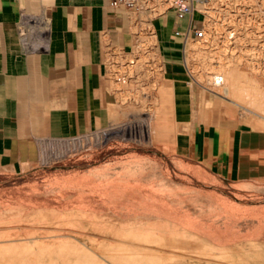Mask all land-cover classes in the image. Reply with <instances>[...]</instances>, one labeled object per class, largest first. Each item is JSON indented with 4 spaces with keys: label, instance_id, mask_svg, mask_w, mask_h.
<instances>
[{
    "label": "crops",
    "instance_id": "crops-1",
    "mask_svg": "<svg viewBox=\"0 0 264 264\" xmlns=\"http://www.w3.org/2000/svg\"><path fill=\"white\" fill-rule=\"evenodd\" d=\"M170 28L171 17L159 27L160 72L129 86L149 87L156 140L209 176L252 184L264 174V116L251 100L257 80L233 64L223 94L189 82ZM130 43L127 13L108 0H0V177L24 175L129 123L105 60L109 46Z\"/></svg>",
    "mask_w": 264,
    "mask_h": 264
},
{
    "label": "rangeland",
    "instance_id": "rangeland-1",
    "mask_svg": "<svg viewBox=\"0 0 264 264\" xmlns=\"http://www.w3.org/2000/svg\"><path fill=\"white\" fill-rule=\"evenodd\" d=\"M237 68L257 80L252 109L264 116V70ZM148 92L131 86L123 94L125 126L24 175L0 177V264H264V174L252 184L228 183L173 158L156 140ZM109 180L152 186L156 211L144 208L150 196L107 191ZM134 211L136 220H126ZM158 214L169 231L151 229ZM133 232L155 235L126 236Z\"/></svg>",
    "mask_w": 264,
    "mask_h": 264
},
{
    "label": "built area",
    "instance_id": "built-area-1",
    "mask_svg": "<svg viewBox=\"0 0 264 264\" xmlns=\"http://www.w3.org/2000/svg\"><path fill=\"white\" fill-rule=\"evenodd\" d=\"M108 5L127 13L131 36L128 49L106 51V73L117 97L132 81L143 83L160 72L159 27L169 17V36L178 42L189 82L215 92L230 64L264 70V0H108Z\"/></svg>",
    "mask_w": 264,
    "mask_h": 264
},
{
    "label": "bare ground",
    "instance_id": "bare-ground-1",
    "mask_svg": "<svg viewBox=\"0 0 264 264\" xmlns=\"http://www.w3.org/2000/svg\"><path fill=\"white\" fill-rule=\"evenodd\" d=\"M227 68V67H226ZM242 73V72H241ZM240 73V74H241ZM225 90V89H224ZM263 110V109H262ZM130 182L129 181H127V182H125V181H115V180H109V182H108V185H107V191H112L113 193L112 194H114L115 196H117V195H120L122 192H125V191H128V192H134L135 194H137V195H140V196H142V197H144V196H146V197H148V196H150L149 198H151L150 199V206L149 205H145V207L144 208H148L149 210H151V209H153V210H155L156 211V209L154 208V206L156 205V199H155V196H153V195H155L157 192L154 190V189H152L151 187H144V186H141V187H138V186H134L133 184H129ZM116 188V189H115ZM103 189V188H102ZM96 191V190H95ZM103 191V190H102ZM117 194V195H116ZM126 194V193H125ZM112 196L111 198H114V199H117V197L115 198V196ZM152 196V197H151ZM164 197V196H163ZM135 198V201H139V199L138 200H136V197H134ZM161 199V198H160ZM134 201V200H133ZM131 205H133V204H131ZM159 205V204H158ZM232 205V207H234L235 205L234 204H231ZM122 206V205H121ZM118 207H120V206H118ZM132 207H134V208H138L139 206H132ZM168 207L166 206V209H167ZM121 209L122 210H120V211H122L123 212V210H126L127 208L124 206V207H121ZM158 209V208H157ZM160 209V208H159ZM128 210V209H127ZM161 210V209H160ZM254 210V209H253ZM155 211H153V212H155ZM139 213L140 212H136V211H134L133 212V215H132V213H131V217H127V219L126 220H136L135 218L136 217H138L139 216ZM162 214H166V215H168V211L167 212H165V211H162ZM162 214H160V215H162ZM174 214V213H173ZM144 215V214H143ZM159 214H158V217L160 216ZM190 215V214H189ZM141 217H142V215H141ZM145 217V216H144ZM148 217V216H147ZM121 220H125V219H121ZM258 220H260L259 218H258ZM161 219H160V217L157 219V220H155V222L153 223V225H152V227L153 228H151V229H153V231H156L157 232V230L158 231H160V230H163V231H169L170 230V228L168 227V223L167 222H163V223H161ZM225 221V220H224ZM227 222V221H226ZM225 223V222H224ZM240 227V226H239ZM238 227V228H239ZM169 228V229H168ZM235 228V227H234ZM259 228V227H258ZM210 229V228H209ZM242 229H243V227H242ZM219 230V229H218ZM240 230V229H239ZM252 230V229H251ZM131 232L133 231V230H130ZM129 231V232H130ZM137 231H140V230H137ZM246 232H248L247 230H246ZM258 232V231H257ZM256 232V233H257ZM155 232H147V233H143V234H140V232H138L137 234L135 233L134 234V232L133 233H129V234H126V236L128 237V238H130V237H137L138 236V238H140V239H142V240H150V239H152L153 238V236L155 235L154 234ZM230 233V232H229ZM204 234V233H203ZM243 234V233H242ZM252 234V233H251ZM62 235V234H61ZM64 235V234H63ZM237 235V234H236ZM248 235V234H247ZM216 236V235H215ZM156 237V236H155ZM240 237V236H239ZM238 237V238H239ZM247 237V236H246ZM255 237V236H254ZM227 238V237H226ZM243 238V237H242ZM242 238H241V240H242ZM257 238V237H256ZM157 239L158 240H161L162 241V243H164L165 242V240H167V239H169V237H166V236H161L160 238H158L157 237ZM215 239V238H214ZM234 239V238H233ZM246 239V238H245ZM247 239H248V237H247ZM238 240V239H237ZM230 243V242H229ZM5 250V249H4ZM23 255V254H22ZM26 255V254H25ZM6 261V260H5Z\"/></svg>",
    "mask_w": 264,
    "mask_h": 264
}]
</instances>
